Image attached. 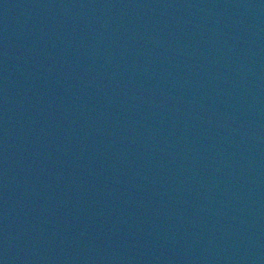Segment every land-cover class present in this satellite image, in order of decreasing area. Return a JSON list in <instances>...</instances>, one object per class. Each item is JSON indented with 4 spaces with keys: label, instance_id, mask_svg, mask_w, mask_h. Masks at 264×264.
Returning <instances> with one entry per match:
<instances>
[{
    "label": "water",
    "instance_id": "water-1",
    "mask_svg": "<svg viewBox=\"0 0 264 264\" xmlns=\"http://www.w3.org/2000/svg\"><path fill=\"white\" fill-rule=\"evenodd\" d=\"M0 264H264V0H0Z\"/></svg>",
    "mask_w": 264,
    "mask_h": 264
}]
</instances>
